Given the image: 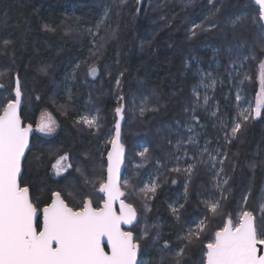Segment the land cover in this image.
I'll use <instances>...</instances> for the list:
<instances>
[{"label":"trees","instance_id":"trees-1","mask_svg":"<svg viewBox=\"0 0 264 264\" xmlns=\"http://www.w3.org/2000/svg\"><path fill=\"white\" fill-rule=\"evenodd\" d=\"M185 4L186 0H0V81L4 83L0 98L8 97L0 112L15 98L16 76L23 123L35 127L42 110L51 113L56 123L52 134L32 133L20 185L29 188L37 209L50 202L53 192H60L70 207H82L88 198L98 208L103 199L98 188L104 181L105 152L117 120L115 109L123 105L125 158L120 187L124 201L137 213L128 230L139 255L151 249V264H177V260L204 264L205 245L226 218L235 220L243 211L252 212L256 225L264 227V107L259 119L242 121L235 136L221 127L235 112V76L231 81L227 65L237 50L247 59L245 71L239 69L236 80L248 79L245 90H256L258 85L256 67L264 57V42H259L264 26L258 7L253 0ZM246 12L251 22L242 19ZM193 24L200 26L195 36L190 32ZM209 56L210 61L219 62L214 70L218 84L209 93L217 107L210 100L199 108L201 95L195 98L192 89L198 80L195 61H207ZM213 107L217 111L210 115ZM86 108L95 111V126H84L79 120ZM189 118L193 122L187 123ZM185 124L208 137L205 148L224 150L223 163L216 164L222 170L219 178L228 180L223 190L226 199L213 185L210 157H201L198 145H192L183 160L176 159L174 145L187 135ZM55 162L64 167L59 175ZM190 163L193 168L188 172ZM151 169L157 172V188L145 196L141 177ZM211 195L220 202L215 214L205 204ZM142 197L148 199L145 213ZM175 197L180 205L174 214L169 202ZM143 215L155 228V239L150 237L146 245L140 241L138 228ZM200 215L204 216L203 230L189 242L183 226ZM36 226L40 227L39 218Z\"/></svg>","mask_w":264,"mask_h":264},{"label":"snow or ice","instance_id":"snow-or-ice-1","mask_svg":"<svg viewBox=\"0 0 264 264\" xmlns=\"http://www.w3.org/2000/svg\"><path fill=\"white\" fill-rule=\"evenodd\" d=\"M254 2L258 5L259 20L264 21V0H254ZM191 3L192 0H186L185 6ZM198 27L200 26L193 24L190 30L192 36L196 35L195 29ZM3 43L7 45L8 41ZM259 67L261 83L264 84V60L260 61ZM21 99L17 80L15 99H9L3 105L0 114V264H141V261L137 260L138 245L133 242V233L121 230V224H132L137 219V213L131 204H125L121 199L124 193L121 192L118 184V173L123 157V147L119 144L120 120L116 122V135L111 140L112 150L108 153L107 181L100 185V192L105 197L102 205L93 208L91 199L86 198L82 207H69L60 192H53L52 202L42 210L43 225L37 231L33 225L37 209L29 199V188L21 187L18 182L21 174V158L29 145L28 136L31 131V125L25 127L21 124L17 111ZM120 99L122 100L123 97ZM147 99L145 97L141 102V114L145 110L143 104ZM236 99L240 101L241 97L237 95ZM204 103L205 105L208 103L207 96L204 97ZM262 107H264V91L258 93L256 106L251 111L259 117ZM122 109L123 105L115 109L117 116L121 115ZM195 119V109H193V120ZM242 119L247 121L249 116L242 113ZM82 122L90 127L97 123L95 117H84ZM38 127L40 132L50 133L53 130V123L51 120H42ZM241 127V123H235L231 129L232 135L235 136ZM188 131H191V128ZM182 143L187 144V141L181 138L176 147L179 149ZM144 151L147 152L148 149ZM207 152L205 148L201 155ZM140 155L143 156L144 153ZM209 156L212 161L216 160V157L211 156L210 153ZM63 159L64 157H61V161ZM176 159L180 158L176 157ZM191 159L195 160V156ZM220 162L223 163V160ZM212 167L214 169L215 165L213 164ZM192 168L193 166L190 165L187 171L191 172ZM63 170L62 163L56 166L57 175ZM175 171L180 169L177 168ZM221 175L222 170L217 171V176ZM227 184L228 180L216 181V186L221 190V199L227 198L223 196ZM156 188V181L153 180L150 184L146 183L141 191L147 196L149 192L154 193ZM185 188L187 191V184ZM247 199L248 197L245 196L244 200ZM116 200L120 201L119 214L113 209V202ZM205 204L208 211L213 214L220 210L219 201L213 202L210 199ZM261 210L264 213V204H261ZM176 211L173 208L174 214ZM203 227L201 223L196 225L195 229H190L186 239L191 242L192 237L199 235ZM104 239L107 241L110 254L102 246ZM258 245L264 246V227L256 225V218L252 212L243 211L235 220L227 219L223 227L215 232L214 238L205 245L204 264H264V254H258L261 251ZM182 252L183 249L177 252V257Z\"/></svg>","mask_w":264,"mask_h":264},{"label":"rangeland","instance_id":"rangeland-1","mask_svg":"<svg viewBox=\"0 0 264 264\" xmlns=\"http://www.w3.org/2000/svg\"><path fill=\"white\" fill-rule=\"evenodd\" d=\"M249 12H251V11H249ZM251 15H252V17H254L253 12L250 13V16ZM250 16L248 15V12H246V14L244 16H242V19L246 18V19L250 20V22H251L252 18H250ZM261 38H262V40L259 37V40H260L259 42L260 43H262L261 41L264 42V37L261 36ZM255 43H257V42L255 41ZM261 46L264 47V44H262ZM239 50H237L238 54H236L234 56V60L230 61L228 63V65H227V67L229 69L228 73H229V77H230L231 81L233 80L234 76H235L234 81L238 78L237 74L239 72V69L240 70L243 69L245 71V64H244L245 60H246V59H244L245 55L242 52H240ZM210 60H211V57L209 56L207 58V61L206 60L202 61V59H198V60L195 61V64L198 67L197 68L198 80L194 84L192 89H193V92L195 93V98H199V97H197V93H198V96L201 95L202 103L199 104V108L205 107V103H204V97L205 96L208 97V102L211 100L210 99L211 97H210L209 93L211 94V92H212L213 88L215 87V85L218 84V80L216 79V76L214 74V70L216 68H218L219 62H218V60H216L214 58H213V61H210ZM262 60H264V57H263ZM260 61L257 63V67H256V80H257V83H258L256 90L249 89V88L245 90L244 84L247 83V81H248L247 78H244L243 81H240L241 80V77H240V79L236 80V82H234V81L232 82V86H233V90L232 91H233V94H234V102H233V104H234V108H235L234 111L235 112L232 114L231 118H229L228 120L226 119L225 121H223V124L221 126L222 129H227V131L230 134H232L231 129L234 127L235 123H241V125H242V121H244L242 119V113H243V115H248L250 121H255V120H257V119H259L261 117V115L259 117H256L255 113L251 111V109H254L255 106H256V98H257L258 93H261L262 91H264V84L261 83V77H260V71H261L260 67H259ZM198 71H199V73H198ZM3 84L4 83L2 81H0V86H2ZM237 95H239L241 97L240 101H237V99H236ZM7 99H8L7 96H5V95L1 96V98H0V106ZM211 101H212V105H214V107L215 106L217 107L216 101H214V100H211ZM214 107L212 109V113H214L215 109L217 111V108H214ZM244 110H249V111H244ZM262 110H263V107L261 108V113H262ZM209 114L213 115L210 112H209ZM79 116H80L79 120L81 121L82 124H84L82 122L83 118L84 117H88V118L95 117V111L92 110V109H87L86 108L82 112H80ZM42 120H44V121L51 120L52 121L53 130L50 133H42V132L39 131V127L38 126H39V124L41 123ZM186 121H187V123H189V121H192V119L189 118ZM85 125L86 124H84V126ZM86 126H88V125H86ZM88 127H90V126H88ZM184 127H185V129L187 131H188L189 128H191V131H194V132L188 131V133H186L187 135H181L180 138L177 139L174 147L177 145V142L181 140V138H183V141H187V144H183L182 143V146L180 147V148H183L182 152H181V155L178 156V152H179L180 148L178 149L176 147V149H175V153H177L176 156L180 157V160L184 159V156L187 153V150H189L192 145H195V146L198 145V147L200 148V154H201L203 149H205V142H209L210 141L207 136H205V135H201L200 136L199 133L196 130H194L193 126H189V125L185 124ZM34 128H35V130L38 131L39 134H44V136L52 134L55 131V128H56V123H55V119H54L53 115L51 113H49L47 110H42L39 113L38 117H37V121H36V124H35ZM113 131H114V129H113ZM112 136H113V134H112ZM189 137H191V140H189ZM209 153L211 154V156L216 157L215 161H212L210 159L211 170L214 171V174L212 175L213 176V185L214 184L216 185V181L218 179L221 180L217 176V171H220V170H219V166H217L216 162L218 161V163H220L221 158L225 154V152L220 147H218V148L214 147V148L208 150V152L205 153V154L209 156ZM203 155H201V157H203ZM156 162H158V161H156ZM55 163L56 164L54 165V169L56 170V166L58 164H60V162H55ZM213 164L215 165L214 169L212 167ZM187 165H188V168H189V166L192 165V163L187 164ZM182 166L185 167L186 165H182ZM180 167H181V165H180ZM151 171L152 172H148L147 174H145V175H143L141 177V185L143 187L145 186L146 183L150 184L153 180H155V178L157 176V172L155 170H152V169H151ZM185 191L186 190L184 188L182 190L181 194L185 195L186 194ZM182 195H180V196H182ZM151 196H152V194L149 195V198ZM209 197H210V199L213 202H215V197H213L212 195L209 196ZM99 199H100V197L97 198V200H99ZM209 200H207V201H209ZM141 201L143 202L142 205H141L142 206V210H143V213H145L146 210L148 209V199L142 197ZM261 201H262V204H264V198L261 199ZM169 205L172 208V210H173V208H175L177 210L178 205H180L179 200L177 199V197L172 199L169 202ZM203 221H204V216L200 215V216H197L196 218H194V220L192 222L185 224L183 226V233L185 234V236L187 237L188 232H189L190 229H195L196 225L203 223ZM138 228H139L140 241H141L142 245H146V243L148 242V239L150 237L155 239V236H154L155 228H154L153 224L150 222V220L147 219L146 216L143 215V218H142ZM145 233H147V235H145ZM141 252L142 253L139 255L138 261H141V264H145V262H147V264H151V262H150L151 249H147V250L143 249Z\"/></svg>","mask_w":264,"mask_h":264},{"label":"water","instance_id":"water-1","mask_svg":"<svg viewBox=\"0 0 264 264\" xmlns=\"http://www.w3.org/2000/svg\"><path fill=\"white\" fill-rule=\"evenodd\" d=\"M253 3H254V5L255 6H257L258 7V5H256L255 4V2H254V0H253ZM261 23H262V25L264 26V21H261ZM17 80H18V78L17 77H15L14 78V94H15V89H16V87H17ZM15 99V98H14ZM20 110H21V103H20V105H19V107H18V109H17V111H18V114H19V116H20ZM2 111H3V109H2ZM2 111L0 112V114H2ZM20 120H21V124H22V126H28V125H30V124H24L23 123V121H22V119H21V117H20ZM117 120H120V124L122 125V121H123V116H122V113H121V115L120 116H117ZM117 120H116V122H117ZM116 122H115V125H114V131H113V136H112V138H111V140L115 137V135H116ZM32 132H33V128H32V126H31V131L29 132V136H28V139H29V144H30V138H31V135H32ZM120 133H121V129H120ZM119 144L123 147V157H122V161H121V165H120V171H119V173H118V184H119V186H120V181H121V177H122V173H123V169H124V156H125V147L122 145V143H121V134H120V139H119ZM28 148H29V145H28V147L25 149V154H26V152H27V150H28ZM112 150V144H111V141H110V144H109V147H108V149L106 150V152H105V174H104V182H106L107 181V176H108V172H107V169H108V153L110 152ZM25 154H24V156H22V158H21V166H22V161H23V159H24V157H25ZM22 168V167H21ZM19 177H20V175H19ZM19 177H18V182H19ZM20 184V183H19ZM21 187H24V186H21ZM120 189H121V187H120ZM98 192L103 196V200H104V194L102 193V192H100V186H99V188H98ZM121 192L123 193V191H122V189H121ZM28 195H29V193H28ZM52 198V197H51ZM30 199V198H29ZM121 199H123V196L121 197ZM103 200H102V202H103ZM124 200V199H123ZM52 202V200H50V202L48 203V204H50ZM102 202L100 203V206L102 205ZM124 203L125 204H129V203H127L126 201H124ZM33 204V203H32ZM47 205V204H46ZM46 205H44L40 210H38L37 208V213H36V215L34 216V218H33V225H34V227L36 228V230H37V226H36V222H37V220H38V218L40 219V222H41V226L39 227V230H40V228L42 227V225H43V208L46 206ZM34 206V205H33ZM99 206V207H100ZM70 207V206H69ZM92 207L93 208H95L93 205H92ZM113 209L117 212V214H119V210H120V201L119 200H116V201H114L113 202ZM227 219H229V218H226V220ZM225 220V221H226ZM136 222V220H134L133 221V223L132 224H121V230L122 231H125V232H131V231H129L128 229L134 224ZM102 246H104V248H105V251L106 252H108L109 254H110V249L107 247V241H106V239H104L103 241H102ZM258 249H260L261 251H259L258 252V254H264V246H259L258 245ZM138 253H139V247L137 248V260H138Z\"/></svg>","mask_w":264,"mask_h":264},{"label":"bare ground","instance_id":"bare-ground-1","mask_svg":"<svg viewBox=\"0 0 264 264\" xmlns=\"http://www.w3.org/2000/svg\"><path fill=\"white\" fill-rule=\"evenodd\" d=\"M15 77H16V76H15ZM15 77H14V78H15ZM21 107H22V102H21ZM114 125H115V124H114ZM87 199H88V198H87ZM35 208H36V207H35ZM40 209H41V208H40ZM40 209H38V210H40Z\"/></svg>","mask_w":264,"mask_h":264},{"label":"flooded vegetation","instance_id":"flooded-vegetation-1","mask_svg":"<svg viewBox=\"0 0 264 264\" xmlns=\"http://www.w3.org/2000/svg\"><path fill=\"white\" fill-rule=\"evenodd\" d=\"M37 231H39V228H37ZM139 258V257H138Z\"/></svg>","mask_w":264,"mask_h":264}]
</instances>
